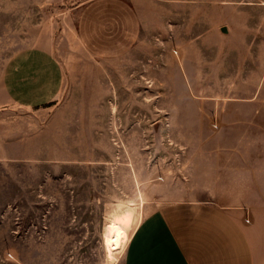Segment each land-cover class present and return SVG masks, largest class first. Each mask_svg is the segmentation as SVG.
<instances>
[{
    "label": "rangeland",
    "instance_id": "obj_1",
    "mask_svg": "<svg viewBox=\"0 0 264 264\" xmlns=\"http://www.w3.org/2000/svg\"><path fill=\"white\" fill-rule=\"evenodd\" d=\"M261 94L264 0H0V264H124L200 101Z\"/></svg>",
    "mask_w": 264,
    "mask_h": 264
},
{
    "label": "crops",
    "instance_id": "obj_2",
    "mask_svg": "<svg viewBox=\"0 0 264 264\" xmlns=\"http://www.w3.org/2000/svg\"><path fill=\"white\" fill-rule=\"evenodd\" d=\"M200 103L214 109L213 133L137 225L124 264H264V96Z\"/></svg>",
    "mask_w": 264,
    "mask_h": 264
}]
</instances>
